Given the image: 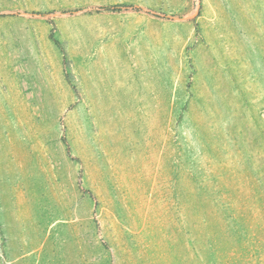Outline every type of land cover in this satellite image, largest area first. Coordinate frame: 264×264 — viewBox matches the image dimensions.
I'll return each instance as SVG.
<instances>
[{"label": "rangeland", "instance_id": "1", "mask_svg": "<svg viewBox=\"0 0 264 264\" xmlns=\"http://www.w3.org/2000/svg\"><path fill=\"white\" fill-rule=\"evenodd\" d=\"M0 264H264V0H0Z\"/></svg>", "mask_w": 264, "mask_h": 264}, {"label": "water", "instance_id": "2", "mask_svg": "<svg viewBox=\"0 0 264 264\" xmlns=\"http://www.w3.org/2000/svg\"><path fill=\"white\" fill-rule=\"evenodd\" d=\"M196 8L198 9V5L196 6ZM197 9L194 11L193 14H191L190 16H187V17L181 18V17H177V16H173V15H165V17H167L168 19H171V20H185V19H189V18L194 17L196 15ZM144 10L146 11V9H144Z\"/></svg>", "mask_w": 264, "mask_h": 264}, {"label": "trees", "instance_id": "3", "mask_svg": "<svg viewBox=\"0 0 264 264\" xmlns=\"http://www.w3.org/2000/svg\"><path fill=\"white\" fill-rule=\"evenodd\" d=\"M119 8H120V5H113V6L110 7V9H116V10L119 9ZM54 42H55L56 45H58L57 41H54ZM63 60H64V58H63Z\"/></svg>", "mask_w": 264, "mask_h": 264}]
</instances>
